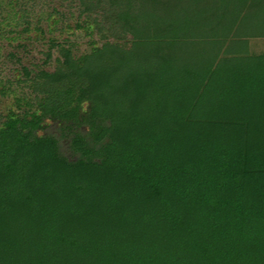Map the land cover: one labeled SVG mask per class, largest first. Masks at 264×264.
Returning a JSON list of instances; mask_svg holds the SVG:
<instances>
[{
  "label": "trees",
  "instance_id": "1",
  "mask_svg": "<svg viewBox=\"0 0 264 264\" xmlns=\"http://www.w3.org/2000/svg\"><path fill=\"white\" fill-rule=\"evenodd\" d=\"M77 1L112 39L23 68L0 264H264V0Z\"/></svg>",
  "mask_w": 264,
  "mask_h": 264
},
{
  "label": "rangeland",
  "instance_id": "2",
  "mask_svg": "<svg viewBox=\"0 0 264 264\" xmlns=\"http://www.w3.org/2000/svg\"><path fill=\"white\" fill-rule=\"evenodd\" d=\"M27 14L32 23L25 31ZM84 19L77 0H0V123L7 112L20 110L16 97L30 93L24 67L30 76L39 69L53 70L59 57L56 44L67 45L80 55L105 38L112 39L93 22L84 25ZM250 49L264 51V39H251Z\"/></svg>",
  "mask_w": 264,
  "mask_h": 264
}]
</instances>
